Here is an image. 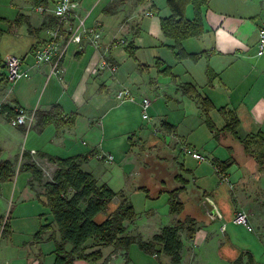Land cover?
<instances>
[{
    "label": "crops",
    "instance_id": "0c3cea01",
    "mask_svg": "<svg viewBox=\"0 0 264 264\" xmlns=\"http://www.w3.org/2000/svg\"><path fill=\"white\" fill-rule=\"evenodd\" d=\"M76 1L79 4V14L86 17V26L91 28L99 24L106 42L117 38V35L125 39L121 27L126 23L128 24L126 28L128 27L129 30V34H125L127 41L135 47H137L135 40L141 34L144 19H153L157 12L150 8L151 4L138 7L127 4L119 9L117 14L106 16L103 11L101 13L99 10L101 8L104 10L113 0H93L95 2L91 7L86 0ZM55 2L56 0H49L47 7H53ZM13 3L17 7L15 19L20 15L28 17L34 29H39L52 16L50 13L38 12L36 10L38 6H35L32 0H13ZM93 15L95 18L89 23ZM193 15V9L188 8L187 18L192 19ZM202 15L204 35L185 41L183 46L190 54L205 51L208 55L197 62L190 59L182 61L181 63L187 65V74L181 77L178 75L177 83L171 81V86L167 87L169 94L165 93L164 89L162 90L151 72L141 74L138 66L131 67L130 71L124 69L115 55L116 50L125 48L123 46L113 48L108 54L109 61L118 68L115 75H111L108 71L93 74L99 66L100 54L89 45H85L83 49L69 45L62 59L61 74L53 75L51 65L38 66L34 58L35 50L48 42L49 31L53 27H49L40 34H30L27 24L19 27L8 24L10 48L8 53L3 56L0 54V57L4 62L8 57H19L22 60V69L27 70L29 76L16 83L7 80L3 82L0 86V105L2 103L12 106L16 104L26 112L35 113L36 111H47L58 104L68 120L74 119V123L72 127H65L59 131L51 125L42 132L34 129L22 132L18 128L11 127L6 117L0 115V162L9 160L16 163L15 176L10 181L0 182V215L3 220L8 219L10 226L9 234L3 237L0 225V264H17L16 256L21 255L22 251L27 264H54L56 242L50 240L49 237L54 234L56 241L60 240V234L53 223L50 210L44 204L45 199L41 195L40 186L31 183L30 173L19 171L24 162L23 153H30L33 159H38L37 156L41 153L60 158L93 153L95 156L84 164L83 169L92 173L99 184H107L113 189L109 181L103 179V175L110 166L104 156L114 158V155L104 141L106 129L102 119L117 110L123 111L117 115V118L122 120L123 124H127L126 129L116 131L118 135L120 134L118 141L120 142L122 136L124 137L122 145L125 146L124 150L130 148L128 155L134 150L139 151L140 160L138 166L136 165L133 169L135 177L140 176L139 170L150 169L147 165L151 162L156 161L154 165L157 171L165 167L163 159L166 155L160 157L159 152L171 151L177 156V161L183 164L182 155L176 147L177 140L184 142L204 158V161H198L190 157L197 165L195 169L186 170L191 172L189 174L192 178L190 187L193 184L199 191L205 188L201 192L207 194L208 202L214 204L221 219L215 221L211 219L208 214L213 209L211 204L205 209L206 217L201 220L195 218L198 222V231L194 238L189 240L186 234L182 235L184 249L181 264H203L207 257H214L219 264H232L241 252L249 251L238 246L232 231L229 230V226H240L233 223L235 214L241 211L234 203V192L230 184V171L234 167L226 172L225 177L228 176L226 182L217 173L212 160L227 161L231 155L230 150H232L239 163L235 166L236 168L243 170L244 167L245 169L255 168V161L245 153L240 141L264 134V56L257 55L259 31L264 28V0H211L209 5L202 9ZM104 18H117L119 21L118 34L116 33L111 39L104 32ZM151 25L154 28L151 29L154 36L168 47L170 41L162 35L160 19L152 20ZM133 26L136 28L133 29ZM129 37L133 40L131 41ZM1 74H5V69L0 71ZM209 75L213 77L211 82L208 79ZM186 83L195 85L201 94L213 102L215 110L211 114L217 113L223 122V127L227 117L221 109L236 115L240 122L237 138L230 133H221L217 139L213 136L214 139L209 140L205 145H199L195 141L189 143L188 139L179 133V127H175L168 117L160 118L154 126L151 125L150 120L145 121L142 117L147 128L154 132L146 138L138 132L139 125H135L131 117L129 122L132 123L128 122V113L122 106L131 103L121 105L116 99V93L121 88L127 87L138 102L143 98H148L153 102L163 97L167 103H174L181 111L185 124L193 119H197V122H204L197 102L183 96L178 90L179 85ZM137 106L140 107L139 104ZM164 121L173 126V133L163 131L162 122ZM238 152L243 158L241 162ZM183 158L186 159L189 156ZM142 160L143 165L140 164ZM158 160L160 162H157ZM44 165L50 178L54 167L48 163ZM152 169L151 167L149 171ZM206 177H211V187H207L208 182H201ZM130 179L131 177L127 175L123 189L115 192H124L129 197L124 188L130 185ZM138 186L139 184L132 187L137 189ZM161 187L158 184L157 190ZM195 197L202 200L199 193ZM118 203V200L111 203L110 211H113ZM155 214V209H152L149 216ZM169 217L168 225L160 227V231L166 226H173L176 220L186 216L174 217L169 214ZM105 218L106 215L102 214L97 217V221L102 222ZM12 225L14 231L28 238L21 247L14 243L13 233H11ZM43 225L52 227L43 235L42 242L37 243L34 237ZM223 227L224 230H222ZM15 249H17V255L13 256ZM67 250H71L70 245L67 246ZM92 251L91 249L88 253ZM112 252V247L102 249L103 258L96 264H124L123 259L113 256ZM161 259V264H172L166 256H162Z\"/></svg>",
    "mask_w": 264,
    "mask_h": 264
},
{
    "label": "trees",
    "instance_id": "16d2710c",
    "mask_svg": "<svg viewBox=\"0 0 264 264\" xmlns=\"http://www.w3.org/2000/svg\"><path fill=\"white\" fill-rule=\"evenodd\" d=\"M211 0H167L170 15L160 19V28L162 35L170 44L168 48L174 54L177 61L182 62L190 59L194 62L206 57L207 52L190 54L184 49V42L189 39L200 38L204 35V24L202 9L209 5ZM35 6L47 8L49 0H32ZM131 4L134 7L151 4V9L157 11L152 0H113L105 9L103 14L112 16L118 13L119 9ZM189 6L193 9V18L188 19L186 12ZM52 15V14H51ZM3 19L0 18V21ZM59 20L55 16L48 18L39 29H34L29 23V18L20 15L14 21L10 22L12 26L19 27L27 24L30 34H40L49 27L57 25ZM65 39H68L66 36ZM129 53L134 55L137 51L132 43L127 47ZM155 67L159 73L170 77L172 82L177 83L178 78L172 74L170 67L161 69L159 61ZM164 67V66H163ZM151 66L147 64H138V71L141 74L149 73ZM5 69V74H1L0 86L4 81H8L6 64L0 57V71ZM6 76V77H5ZM209 82L212 81L211 75L208 76ZM178 90L183 96L194 99L199 107L205 125L213 136L217 139L221 133H230L237 138L239 120L236 115L221 109L227 117L225 126L218 130L211 118V113L215 110L213 102L201 94L199 89L190 83L181 84ZM20 109L18 105L2 104L0 115L6 117L9 121ZM35 123L31 129L38 132L44 131L48 126H54L58 131L65 127H72L73 120H68L60 105L56 104L47 111H36ZM22 132H26L25 127H18ZM162 129L167 133H173L174 128L167 122H162ZM245 153L255 162L263 165L264 163V134L251 136L240 141ZM230 157L227 161L213 159L212 162L218 168L219 175H226V172L239 163L237 158L230 150ZM95 155H75L68 158H60L45 153L39 154L38 159H33L30 153H23V164L19 171L30 173L31 183L40 186L41 195L45 199V206L50 210L59 234L60 240L56 241L55 235L49 237L56 242L55 263L54 264H76L79 260H85L91 264L98 263L103 258L102 249L112 247L113 256H119L124 264H133L129 257V250L133 244H137L139 249L147 255L154 256L158 263H162V256L170 259L172 264H181L184 244L182 235L186 234L189 240H192L198 231V222L194 217L186 216L178 219L173 226H166L160 233L154 235L151 240L144 241L140 235L135 236L128 233V226L134 224L137 220V213L130 197L124 192H115L107 184H99L95 176L83 169L84 164L88 163ZM176 155L171 151L164 157L165 167L158 170L157 179L164 173L173 171L174 188H166V182L160 180L162 186L156 193L145 185H139L138 190L145 193L148 199H157L163 193L169 195L168 209L169 214L174 217H181L185 212V204L181 200V195L186 193L188 188L192 193L200 195L201 202L207 203L206 193L190 187L191 172L185 170L183 164L176 159ZM167 162L170 166L167 165ZM45 163L51 164L54 170L49 178ZM15 162L9 160L0 162V182L10 181L16 173ZM148 167L151 165H147ZM152 167V166H151ZM156 173V172H155ZM160 177V178H159ZM154 195L156 197H154ZM118 200V206L110 211L111 203ZM105 214L106 218L102 222L97 221V217ZM0 225L2 227L1 236L6 237L9 234L10 226L8 219L3 220L0 215ZM51 225H43L34 237L37 243L42 242L43 235L51 230ZM71 250H67V246ZM92 249L91 253H85L87 249ZM232 264H257L254 255L249 252H241L239 257Z\"/></svg>",
    "mask_w": 264,
    "mask_h": 264
},
{
    "label": "rangeland",
    "instance_id": "374dc122",
    "mask_svg": "<svg viewBox=\"0 0 264 264\" xmlns=\"http://www.w3.org/2000/svg\"><path fill=\"white\" fill-rule=\"evenodd\" d=\"M94 2L95 1L93 0H86L89 7L93 6ZM152 2L156 6L157 12L155 13V17L153 19H144L141 34L139 38H136L135 40L136 46L138 47L135 54L131 55L126 49L127 45L130 43H128L127 36L125 35L129 34L128 27L126 28V25L128 24L125 23V25H121V32H123L122 35H124L125 39L122 38L123 36L117 35V38L125 43L116 44V47L123 46L125 48L116 50L115 55L119 58L126 71H130L131 67L134 68L135 66H138L139 63L150 65L152 67L150 70L151 75L157 79V82L161 86L162 90L164 89L165 93H168L169 88L167 89V87L171 84L172 80L170 77H166L159 73V70L155 67L156 62L159 61L161 64L160 71L163 69V66L170 67L172 74L178 79V75L180 77L182 75L186 76L187 65L177 61L172 51L168 47L164 46L162 42L154 36L153 30H151L154 29L152 28L151 21H157L161 18L168 17L170 15V10L167 5V0H152ZM188 8L192 10V6H189ZM102 11L103 8L99 10L101 13ZM16 13L17 7L14 5L13 0H0V18L3 19L0 21V54L2 56L9 52L10 44H8V38L10 33L8 24L15 19ZM95 15H93L89 23L93 21ZM104 23V32L107 36H110L109 39H111L112 36L116 35L118 32L119 21L117 18H104ZM135 28L136 27L133 26V29ZM130 32L133 33V31ZM129 38L131 41L133 40L132 37ZM116 47L112 46L109 52ZM137 105L138 104L136 103H132L124 105L122 108H124L128 113V122L131 117L132 122L137 126L139 125L137 128L139 130L138 132L148 138L149 135L154 132L147 128L146 122L142 119L141 109ZM121 112L123 111L117 110L102 119L103 126L106 129L104 141L107 143L108 148L113 151L111 153L114 155L113 162L109 163V169L106 174L104 173L105 175H103V179H107L105 181H109V184L113 187L114 191H120L119 189H123L124 187L126 176L129 175L131 177L130 185L124 189H126V193L129 195L130 200L133 203L137 213V220L134 224L128 226V233L135 236L140 235L144 241H149L152 239L153 235L160 233V227L168 225L169 223V195L167 193H163L159 198L152 200L148 199L144 192L139 191L132 186H136L137 184L142 185L143 183V185L147 186L152 193H156L158 191L157 188L159 181L164 180L166 182L165 187L173 189L175 187L173 181V171L168 174L164 173V175H160L161 178L159 177L160 179L158 180L157 175L159 171L156 170L154 165V162L156 161H154L150 164L153 168L151 171H149L151 166L148 170L138 169L140 171V176L135 177L133 169L136 165L138 166V161L140 160L138 158L139 151L134 150V152L128 155L130 148L124 150L125 146L122 145L124 144V141L122 140L124 137L122 136L121 141H118L120 134L118 135V132L116 133V131H121L127 128V124H123L122 120L117 118V115ZM148 116L150 117V123L152 126L157 124L160 118L168 117L169 121L173 122L175 127H179V133L181 136L187 138L189 143L195 141L199 145H205L209 140L214 139L210 130L203 121L197 122V119H193L190 121L191 126H189L190 122L185 124L184 117L177 106L174 103H167L163 97H160L153 102L151 101L148 109ZM211 118L217 129L221 130L223 128V122L219 119L217 113L214 112L213 115L211 114ZM132 122L129 123L131 124ZM184 144L185 143L182 141H177L176 147H178L179 154L182 155L185 170L189 171L197 168V165L192 158H183L185 156L182 149ZM168 153V151L164 153L159 152L158 156L163 157ZM238 157L240 162L241 160L243 161L239 152ZM157 162L160 161L158 160ZM140 164L143 165V160ZM167 165L170 166L168 162ZM189 166H192V168H189ZM210 178L211 177H206L202 179L201 182H208V185L206 184L207 187H211ZM190 179L192 180L191 177ZM230 180L231 188L234 192V203L236 204L238 210H241L248 215L252 232L247 231L244 226H229V230L232 231L235 240L239 244L238 246L248 249L254 255L258 264H264V185H262V179L258 177L257 169L253 167H247L246 169L244 167V170L234 167L230 171ZM204 189L205 188H201L200 190L203 191ZM181 200L185 204V212L182 216L189 215L198 220L206 217L203 202L196 198L192 191L188 190L186 193H183L181 195ZM207 205L209 207L210 202L207 201ZM152 209H155L156 214L154 216H149ZM11 233H13L12 237L14 239V243L19 245V247L23 246V243L26 239H28L25 235L14 231L13 225ZM23 238L25 240H23ZM90 250L91 249L88 248L85 253H88ZM15 255H17V249L13 252V256ZM16 257L18 259L17 264H27V259L25 255H23V251L21 255ZM129 257L134 264H159L154 256H150L142 252L137 244H133L130 247ZM77 264H89V262L79 260ZM203 264L219 263L214 257H207V259H204Z\"/></svg>",
    "mask_w": 264,
    "mask_h": 264
},
{
    "label": "built area",
    "instance_id": "2783aa9c",
    "mask_svg": "<svg viewBox=\"0 0 264 264\" xmlns=\"http://www.w3.org/2000/svg\"><path fill=\"white\" fill-rule=\"evenodd\" d=\"M36 10L40 13H50L59 20L58 24L53 26L49 31L50 39L48 42L44 46L35 50L34 58L36 65L49 64L51 65V73L53 75H60L62 59L67 52L68 46L75 45L79 49H83L85 45H89L100 53V63L94 70L93 74L97 75L98 73L105 71H108L111 75L117 73V66L109 61V50L112 46L116 47V44H124L125 42L117 38H114L110 42H106L99 24L91 28L87 27L86 17L79 14V4L76 0H56L53 7L45 8L43 6H38ZM63 34L68 39L62 37ZM257 55L259 57L264 56V28L259 31ZM5 64L9 82L16 83L22 79L28 78L29 72L22 69V60L19 57H8L5 60ZM116 99L121 105L138 103L141 108L143 119L145 121L150 120L148 109L151 101L148 98H143L138 102L132 91L127 87H123L116 93ZM8 122L13 128L25 127L29 130L35 123V115L34 113L26 112L20 108L16 115L11 117ZM182 149L185 156L192 157L198 161H204V158L200 154L186 144H184ZM104 158L107 163L113 161L112 156H104ZM215 168L218 173V168ZM220 176L227 182V178L224 175ZM233 223L244 226L248 231L252 232L248 215L242 211L235 214ZM224 229L225 228L223 227L222 230Z\"/></svg>",
    "mask_w": 264,
    "mask_h": 264
},
{
    "label": "flooded vegetation",
    "instance_id": "af4514ba",
    "mask_svg": "<svg viewBox=\"0 0 264 264\" xmlns=\"http://www.w3.org/2000/svg\"><path fill=\"white\" fill-rule=\"evenodd\" d=\"M255 169H257V174H258V177H260L262 179V181H264V163L263 165L255 162ZM204 205V208L206 209V207L208 208V205L207 203H203Z\"/></svg>",
    "mask_w": 264,
    "mask_h": 264
},
{
    "label": "water",
    "instance_id": "95a60500",
    "mask_svg": "<svg viewBox=\"0 0 264 264\" xmlns=\"http://www.w3.org/2000/svg\"><path fill=\"white\" fill-rule=\"evenodd\" d=\"M210 204L213 207V209L208 212L209 216L214 221L215 220H220L221 219L220 213L218 212V210L216 209V207L214 206V204L212 202H210Z\"/></svg>",
    "mask_w": 264,
    "mask_h": 264
}]
</instances>
